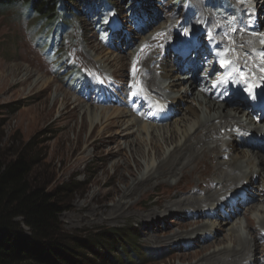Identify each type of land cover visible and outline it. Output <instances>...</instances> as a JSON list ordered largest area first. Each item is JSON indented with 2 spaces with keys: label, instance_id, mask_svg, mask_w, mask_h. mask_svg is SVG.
Masks as SVG:
<instances>
[{
  "label": "rangeland",
  "instance_id": "1",
  "mask_svg": "<svg viewBox=\"0 0 264 264\" xmlns=\"http://www.w3.org/2000/svg\"><path fill=\"white\" fill-rule=\"evenodd\" d=\"M100 1L102 6L113 8L102 18L105 22L104 24H106L107 20L109 21L107 24H110V21H120L125 23L127 15L126 10L133 6H144L147 7L146 10L150 9L151 11L158 12V15L154 14L155 16L151 13L150 23H148V28L154 27L152 30H155V34L163 29L165 23L173 25L176 22L171 20H168L167 22L164 21L163 17L176 9L172 7L163 8L159 5L160 0ZM248 1V3L254 1L253 6L256 8L258 15L264 17V14H262L264 13V8H259L255 0ZM93 2L91 4H95ZM229 2L235 10H240L238 7L239 0H229ZM192 4L196 9L198 5H200L196 0H193ZM80 7L81 5L75 2L65 5L68 13L72 10L80 12ZM91 7H94V5ZM212 14L214 17L213 19L219 22V20L215 18L214 13ZM93 20V18L90 19L83 15L81 17H74L67 34L60 37L61 41H56V36L54 35L50 46V44L46 45L41 43L43 38L48 37L51 33L52 26H50L48 22L39 23V19L36 17L26 18L25 14L22 13L19 7H11L0 11L1 158L4 161L13 160L21 150L26 149V153L32 161V170L29 176V181L32 185L43 186L49 192L69 187V190L71 191H67L62 195L63 202L61 207L63 210L59 215L60 226L66 234L80 236L83 240L87 241L90 236L97 234L111 238L114 235L128 233L132 236L134 243L136 244L137 252L135 254L137 258L133 259L132 257H129L130 263L121 260L119 261L118 258H121L117 253L119 252V249H116L117 251L115 252L107 246L102 247L95 245L93 252L99 256L98 259H94L95 257L92 252L85 253V259L75 257L79 261H83V264H89L88 260L93 259L95 264H195L198 260H202L206 254L212 253L213 251L222 248H239V246H235L233 243L235 238L238 236L249 240L250 236L247 227H254L257 218L260 220L262 218L264 219L263 215H258L261 214L259 209H251V207H256V205H264L263 199L251 201L247 207H237L236 211L239 214L241 213V216H237V218H234L233 220L234 213L228 214V212H226L228 214L227 216L220 212L219 215L221 218L207 217L204 215L194 217V221H201L202 225L199 226L200 229H203L204 225H214L211 233L207 234V232H205L208 229L201 230L200 232L197 231L199 236L202 233V239L199 241L200 244H198V247L193 246V243H189L188 245L177 244L175 238L172 239L168 245H157V243L148 241L145 235V230L147 225H149V222H144L142 215H151L154 213L157 210L156 206L159 202L163 205L166 204L164 196L170 191L168 187H180L185 184L184 187L186 190L189 189V186H186V183H189L193 179L190 178L193 176H185L183 178L176 176L168 181L170 185H168L165 179L152 180L140 183V188H135L134 186L137 185V175H139L140 172H143V168L147 163L148 165H151L155 162L154 156L147 153V149L150 147H148L149 141L145 135L140 138L139 134L136 132L140 129L134 128L135 136L137 138L139 137V142L145 151V159L135 161L138 165L139 171H137L136 166L132 162L133 153H131L130 148L125 143V136L123 134L108 136L109 133H105L102 139H99L98 141L96 140L97 134L100 133L101 126L106 123V120H102V122L96 126L92 134L86 117L82 116L84 109L82 108L80 110V107H77L76 105L86 104L87 106L90 105L92 107L93 105L85 102L79 97L77 94V86L74 84H77L82 78L98 77L116 85L118 88H122V81L128 79L126 74L129 72L128 68L133 60L129 56L130 53L134 51L142 41L153 37L152 33H148V31L144 35L146 37L148 36L147 38H143V36L142 38H139L136 36L137 34H132L130 36V41L132 40L135 42L133 47L124 49L125 47L121 46V53L112 52L106 50V48H104L103 51V47L98 42L97 34L93 28ZM260 22H262V26H264V22ZM45 28H49V30H44ZM55 41L57 43H55ZM42 45L45 46L41 47ZM50 47L51 52L48 53L47 49ZM103 53L104 55H102ZM115 55L126 60L120 69L111 62V64L108 63V66L103 63L110 56L116 57ZM155 61H157V58ZM165 61L170 64V60L165 59ZM69 67L71 68L69 69ZM123 67L125 68V71L123 70L122 72L121 70ZM75 70H78L79 72L76 71L72 74ZM64 71L66 73H64ZM77 72L79 75L78 81L72 79L70 83L67 82L69 77L77 76ZM121 72L124 77L120 76ZM28 75H32L30 76L31 78H27ZM183 76L184 75H181V77ZM185 76L186 79L193 81V85L198 82L196 77L188 76L187 74H185ZM40 77L50 80V85L45 93L38 90V86L34 87L32 83L36 78ZM128 77H130L129 73ZM26 78L27 80H25ZM205 80L204 86L207 90L210 88V85L208 86L209 83L215 84V79H213V77H207ZM57 88L70 93L76 100L73 104L69 103L68 110L71 113L68 114L64 120H61L60 112L62 113V108L58 107V105L54 108L51 114L47 113L44 109L47 108L48 110V108L52 107V102L56 96L55 90ZM202 95L221 104L223 110L227 108L230 110L232 109L233 112L234 108H238L239 111L245 113L240 105L239 107L238 105L232 106V104H228L226 99L220 100L216 98L215 100L210 94ZM79 112L81 113L80 115L78 114ZM174 119L175 117L172 120ZM129 120V118L125 119L124 122ZM172 120H170V122ZM170 122H168V124ZM193 122L194 119H189L188 124L192 126ZM118 130V127L112 129L114 133ZM89 136L91 137L89 145H83L82 140ZM112 139H115L116 142H112ZM117 144L118 146L116 147ZM97 145L98 149H101L102 151L109 149V147L112 148V154L108 155V151H105L100 156H96L95 147ZM132 148L133 147H131V149ZM231 158L232 155L229 156L228 160L226 157L220 159L217 158L215 162L227 163V167L230 164L227 161H231ZM114 163L122 165L121 170L125 177L122 178L121 184H117L114 180L110 182V184H105L107 178L113 177L115 174L114 168L112 167ZM150 168L151 167H148L147 171ZM201 170L205 169L203 168ZM174 173L176 174V172ZM195 174L194 183L200 182L201 185H203L202 189L205 190V187L207 186L202 182L204 175H201V173ZM207 175H209V173ZM213 180L216 182L218 181L217 178H213ZM216 182H211V185L216 184ZM252 183H255L252 187L256 185L261 186L263 184L262 181H253V179ZM109 190L112 191V194L101 198L100 193L103 195ZM191 190L193 191L192 188ZM249 190L252 192L258 191L257 188L256 190L253 188H250ZM95 192L99 193L100 197L97 198V200H91ZM191 193V191H187V195H191ZM203 193H205V191H203ZM247 198L250 199L248 195ZM118 199H123L122 202H129L131 204V209L128 212L125 211L124 215H121L114 220H110L114 215L109 209L112 206L117 205ZM86 204H90V207H86ZM103 204L106 205L105 211L102 212V215L99 214L96 218L94 217L95 219H92L91 217L93 216L91 215L94 214L93 211L86 209L92 208L93 210L96 208L98 210L99 208L97 207ZM159 211L163 212L162 209ZM186 214L189 216L195 214V211H191L190 213L189 211H186ZM243 216H246L249 220H246ZM224 217L230 218L231 220H227L228 224L220 228L224 222L223 220H225ZM173 220L172 217L169 218L166 216L161 222L158 223L157 221V225L160 228L167 227L168 224L170 226L172 225L170 230L167 228H161L159 230L160 239L172 237V233L177 231V227H174L173 223H171ZM190 220V218L186 220L181 216L178 221H180V223L192 224L187 222ZM261 225H264V220L263 223L261 222ZM256 229L260 234L258 244L260 248L262 247L263 249L261 248L262 250L255 252L254 258L257 261L256 264H264V254L262 252L264 250V236L262 235L264 230L263 228H260V226ZM230 231L234 232L231 233ZM182 234H188V232ZM185 238H187V236H185ZM179 245L184 247L181 248ZM179 252H184V254H179ZM123 254H125V252H123ZM104 256L109 257L110 260L103 262L101 258Z\"/></svg>",
  "mask_w": 264,
  "mask_h": 264
},
{
  "label": "bare ground",
  "instance_id": "2",
  "mask_svg": "<svg viewBox=\"0 0 264 264\" xmlns=\"http://www.w3.org/2000/svg\"><path fill=\"white\" fill-rule=\"evenodd\" d=\"M248 2V0H242V9L245 11V13H248L250 18H257L258 12L253 6L254 1H252V3ZM255 2L258 4L259 8H264V0H255ZM200 14L203 20L204 29L212 33H215L216 30L220 29L225 30V25L220 23H217L215 26L211 23L208 24V14L203 12L202 8H200ZM163 18L165 22L168 21L167 15H165ZM260 21L264 22V17H262ZM262 24L263 23H259L261 32L259 34L256 33V35L251 37L244 33L236 32L232 27L228 28L227 32L230 39H228L222 45L223 47H226L224 54H228L227 52L231 51V57H234L232 59L233 61L235 60V56L239 60L246 55L249 57L251 56L253 59H258L256 60V64L264 62V58L259 59L258 55L260 52L263 53L264 56V26H262ZM171 25L172 24L168 25L165 23L162 30L154 34L153 37L144 40L129 55L133 60L128 70L130 72L140 67V70L136 71L134 75H139L140 78H142V83L145 84L144 92L146 93L147 98L153 99L155 95L156 100L159 99L164 103L162 111L159 112L157 110V122H164L162 125H144L140 119L133 117L132 114L130 115L127 110L121 108H99L95 106L92 107L90 105L87 106L86 104H78L76 106L80 107V110L82 108L84 109L82 116L86 117L92 134L96 126L101 123L102 120H106V123L101 126L102 128L100 127V133L97 134V141L102 139L105 133H109L108 136H115V134H123L125 136V143L130 148L131 153H133L132 162L136 166L137 171L139 170L135 161L145 159V151L139 142V137L137 138L135 136L134 128L140 129L136 131L140 138L141 136L145 135V137L148 139V147L150 148L147 149V153L154 156L155 162L151 165H148L147 163L143 168V172H140V174L137 175V185L134 186L135 188H140V183L152 180L165 179L168 183L169 180L176 176H179L180 178L185 176H193L190 178L193 179L189 183H186V186H189V189L187 190L184 187L185 184L180 187H168L170 191L164 196L166 204L163 205L161 202H159L156 206V211L158 212L155 211L151 215L143 214L142 219L144 222H149V225H147L145 230V235L149 242L157 243V245H168L170 244L171 240L175 238L177 240V244L188 245L189 243H193V246L198 247V244H200L199 241L202 239V233L199 236L197 231L200 232L201 230L203 231L208 229L205 232H207V234L211 233L214 225H204L203 229H200L199 226L202 225L201 221H194V217L204 215L207 217L211 216L221 218L219 215L220 207H224L225 203H228L231 200L234 201V199L239 201V198L245 196V194L251 198V201L263 199L264 203V143H259V139L262 138L260 135H264V123H254V121L251 120L249 113L239 111L238 108H234L233 112L232 109L230 110L226 108L223 110L221 104H218L210 98L203 96L202 94H209L208 90L204 86L206 81L205 79L201 81V85L198 82L193 85V81L186 79L185 74H182L184 76L181 77V74H178V72L175 71V69L170 64H168L165 59H157V61H155L151 55L149 57L146 56L145 58H142V56L138 54L144 44L151 42H148V40L160 35H164L165 37L169 36L173 30V28L170 29ZM141 32H143V30H141ZM138 33L139 32H136L137 35ZM115 36L120 37L121 35L115 34ZM255 41H257L256 48H253L252 50L249 49V43L255 44ZM134 44V41H129V43L126 44V49L133 47ZM102 49L104 51V48ZM102 55H104V53ZM206 59L207 58H202L200 62L203 63L206 61ZM228 60L229 58L226 57L223 68H226V63ZM124 61L126 60L122 57L110 56L103 63L108 66V63L111 62L120 69L124 64ZM134 62H136V65H132ZM216 67L217 64L214 66V70H216ZM123 70L125 71L124 67L121 71L123 72ZM122 72L120 76L124 77ZM128 73H125L127 78ZM144 73H146V76L144 75L142 77ZM208 75L209 76L207 77H213L215 82H217L215 72L209 70ZM30 76L32 75H28L27 78H31ZM259 77H264L263 71L260 72ZM27 78L25 80H27ZM32 83L34 87L38 86V90H40L42 93H45L50 85V80L40 77L36 78ZM58 88L55 90L56 96L52 102V107L48 108V110L47 108L44 109L47 113L51 114L54 108L58 105V107L62 108V113L60 112L61 120H64L65 117L71 113L68 110V105L75 103L76 100L74 99L75 97L73 95L66 91L59 90ZM147 90L152 93V95ZM216 98L220 100L224 99L223 96L219 94ZM135 106H138L137 102L135 103ZM78 114L80 115L81 113L79 112ZM173 117H175V119L168 124V122ZM128 118L130 120L124 122V120ZM189 119H194L192 126L188 124ZM117 127L119 130L114 133L112 129ZM240 131H248L253 138L239 134ZM257 136H259V139ZM90 139V136L83 139V145H89ZM247 139L250 141L249 143L247 142ZM112 140V142H116L115 139ZM117 146L118 144L116 147ZM131 147L133 148L131 149ZM95 148L96 156H100L105 151H108V155H111L113 152V149L110 147L104 151L98 149V145ZM230 155H232V158L231 161H227L230 163L227 167V163L224 164L215 162L217 158L220 159L223 157H227L228 160ZM112 167L114 168L115 174L113 177H108L105 184H110V182L113 180L117 184H121L122 178L125 177L121 170L122 165L119 163H114ZM148 167L151 168L147 171ZM203 168L205 170H201ZM174 172H176V174ZM195 173H201V175H204L202 182L207 186L205 187V190L202 189L203 185H201L199 182L200 180L198 181L199 183H194V175H196ZM208 173L209 175H207ZM213 178H217L218 181H214ZM252 179L253 181L260 180L263 182V184L261 186L256 185L252 187V185L255 184L252 183ZM211 182H216V184L211 185ZM168 185L170 184L168 183ZM250 188H253L254 190L257 188L258 191L252 192L249 190ZM202 190L205 191V193H203ZM187 191H191V195H187ZM243 192L246 193L242 194ZM110 194H112L111 190L105 192L103 195L100 193L101 198ZM100 195L99 193L95 192L91 200H97ZM122 200L123 199H118L117 205L112 206L109 209V211H111L114 215L110 220H114L117 217L124 215L125 211H130L131 204L129 202H122ZM86 207H90V204H86ZM97 208L99 209H86L93 211L94 214L91 215L93 216L91 217L92 219H95L99 214L102 215V212L106 209V205L103 204ZM161 209L163 212L159 211ZM251 209H259L261 214L258 215H263L264 217V205H256V207L253 206ZM228 210L229 208L227 207L225 211L231 214V212ZM186 211H189V213L191 211H195V214H191L189 217L186 214ZM234 213L236 215L232 218V220L238 216L236 211H234ZM166 216L169 218L172 217L175 220H173L171 223H173L174 227H177V231L172 233V237L160 239L159 230L161 228H167L170 230L172 226L168 224L167 227L160 228L157 225V221L158 223L161 222V220H163ZM181 216L186 220L188 218L193 220L187 221L192 224L180 223L178 220L181 218ZM239 216H241V213ZM243 217H245L246 220H249L246 216ZM261 220L257 218V220H255L256 224L254 223V227H247L250 236L249 240H247V238L244 239L238 236L235 238L233 243L235 246H239V248H222L217 251H213L212 253L206 254L202 260H198L195 264H256L257 261L254 258V254L258 250L263 249L262 247L261 249L258 244V241L260 240V234L256 229L260 226V228H263L264 230V225H261V222L263 223L264 219L262 218ZM223 221L224 222L220 228L228 224L226 219ZM187 232L188 234H182ZM230 232L233 233L234 231ZM185 236H187V238H185ZM180 247L183 248L184 246ZM262 252L264 254V250ZM179 254H184V252H179Z\"/></svg>",
  "mask_w": 264,
  "mask_h": 264
},
{
  "label": "trees",
  "instance_id": "3",
  "mask_svg": "<svg viewBox=\"0 0 264 264\" xmlns=\"http://www.w3.org/2000/svg\"><path fill=\"white\" fill-rule=\"evenodd\" d=\"M93 1L0 0V11L19 7L26 18L36 17L39 23L48 22L52 26L50 35L57 32L59 37L70 29L74 17H81ZM71 2L81 5L80 12H67L65 5ZM31 170L32 161L26 149L9 161H4L0 154V264H83L75 257L85 259L84 254L92 252L94 259H98L93 252L95 245L107 246L115 252L119 249V261L130 263L129 257L137 258L136 244L128 233L111 238L97 234L86 241L63 232L59 223L62 195L71 190L65 187L49 192L43 186L32 185ZM94 259L88 263L95 264ZM101 260L110 259L104 256Z\"/></svg>",
  "mask_w": 264,
  "mask_h": 264
}]
</instances>
